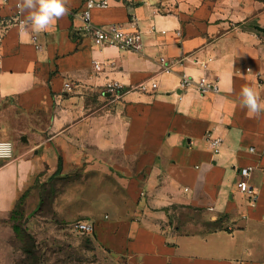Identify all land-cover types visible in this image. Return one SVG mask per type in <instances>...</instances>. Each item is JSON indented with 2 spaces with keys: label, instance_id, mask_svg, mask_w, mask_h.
<instances>
[{
  "label": "crops",
  "instance_id": "obj_1",
  "mask_svg": "<svg viewBox=\"0 0 264 264\" xmlns=\"http://www.w3.org/2000/svg\"><path fill=\"white\" fill-rule=\"evenodd\" d=\"M17 3L0 0V16L11 19ZM69 6L44 33L4 31L0 141L14 144V157L0 161V244L38 179L69 180L76 186L55 196L58 218L94 224L96 245L129 264H264V115L240 106L246 85L264 102V0H112L92 11L95 25L130 31L135 17L139 50L96 46L82 29L83 0ZM184 74L217 80L220 93L181 92ZM114 81L158 88L116 96ZM207 133L222 139L219 153ZM241 167L252 168L255 208L237 189ZM98 205L122 246L99 242Z\"/></svg>",
  "mask_w": 264,
  "mask_h": 264
},
{
  "label": "rangeland",
  "instance_id": "obj_2",
  "mask_svg": "<svg viewBox=\"0 0 264 264\" xmlns=\"http://www.w3.org/2000/svg\"><path fill=\"white\" fill-rule=\"evenodd\" d=\"M21 143L19 137L10 138ZM75 187V181H44L38 179L34 187L17 202L11 215L5 220L6 246L0 244V264H129L125 256H113L99 248L93 235L72 230L77 221L61 222L56 214L55 196L62 189ZM54 202V203H53ZM96 233L99 242L107 246H119L123 233L111 234L106 227L114 224L113 214L103 205L96 207ZM109 213V219L105 214ZM188 216L181 211V217ZM198 220L204 216L198 212ZM122 246V245H121Z\"/></svg>",
  "mask_w": 264,
  "mask_h": 264
},
{
  "label": "built area",
  "instance_id": "obj_3",
  "mask_svg": "<svg viewBox=\"0 0 264 264\" xmlns=\"http://www.w3.org/2000/svg\"><path fill=\"white\" fill-rule=\"evenodd\" d=\"M3 5H7L10 0H1ZM112 0H83V6L81 11V20L83 22L82 29L85 32H88L92 35L94 43L98 47H117L121 49L127 50H139L142 46V35L138 27V21L135 17L132 18L130 24L132 26V30H127L124 27L118 24L111 25H95L92 21V11L96 9H107L110 7ZM25 22V19L18 12L16 7V13L11 17V19H6L3 16H0V65L3 58V50H2V41L4 36V31L6 27L9 25H16L21 31V24ZM29 25L25 26L24 31L27 29ZM23 32V31H21ZM32 41L35 44L37 50H42L43 46L38 42V37L34 35L32 37ZM165 64V63H164ZM94 68L98 71L101 69V63L95 62ZM203 68H207L206 64H203ZM166 73H171V67L168 64L165 65L163 69ZM65 88L68 91L73 90V86L70 83L65 84ZM158 88V84L152 82L149 84L148 81H144L127 89L120 82H112L108 86V92L112 95L121 96L125 92L128 91H139V92H149L151 90H156ZM188 89H196L202 95L207 94H219L220 87L217 80H211L208 76L203 77L200 80H195L187 75H183L181 77L179 90L181 92L186 91ZM182 96L179 97L182 100ZM205 140L210 146V148L217 154L220 152L223 141L219 137H215L212 133H207L205 136ZM0 142H9V141H0ZM13 144L12 142H9ZM14 146V144H13ZM252 152L256 150L254 148L251 149ZM14 157V148L10 158L0 159V161L11 160ZM251 167H241L238 171L237 175V189L245 195L249 199V206L255 208L257 205V191L250 184L251 178ZM72 230L78 233H82L84 235H92L95 230L94 224L90 222L80 221L75 222L71 225Z\"/></svg>",
  "mask_w": 264,
  "mask_h": 264
},
{
  "label": "clouds",
  "instance_id": "obj_4",
  "mask_svg": "<svg viewBox=\"0 0 264 264\" xmlns=\"http://www.w3.org/2000/svg\"><path fill=\"white\" fill-rule=\"evenodd\" d=\"M16 7L21 15L27 14L21 31L30 25L36 34L46 32L70 12L69 0H18ZM240 106L246 108L250 116L264 115V102L253 87H242ZM13 148L9 142H0V159L10 158Z\"/></svg>",
  "mask_w": 264,
  "mask_h": 264
},
{
  "label": "trees",
  "instance_id": "obj_5",
  "mask_svg": "<svg viewBox=\"0 0 264 264\" xmlns=\"http://www.w3.org/2000/svg\"><path fill=\"white\" fill-rule=\"evenodd\" d=\"M62 168V160L60 161L59 170ZM22 199V198H20ZM20 199L17 202H20ZM220 229V227H215V230Z\"/></svg>",
  "mask_w": 264,
  "mask_h": 264
}]
</instances>
